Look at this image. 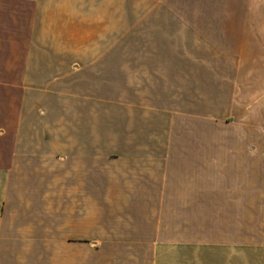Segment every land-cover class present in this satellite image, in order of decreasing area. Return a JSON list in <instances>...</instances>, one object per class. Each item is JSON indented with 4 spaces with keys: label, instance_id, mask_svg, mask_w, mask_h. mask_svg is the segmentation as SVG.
<instances>
[{
    "label": "crops",
    "instance_id": "1",
    "mask_svg": "<svg viewBox=\"0 0 264 264\" xmlns=\"http://www.w3.org/2000/svg\"><path fill=\"white\" fill-rule=\"evenodd\" d=\"M147 8V47L117 59L115 112L75 100L48 127L7 116L0 264H264V0ZM206 173L207 204L224 174L228 204L260 213H199Z\"/></svg>",
    "mask_w": 264,
    "mask_h": 264
},
{
    "label": "rangeland",
    "instance_id": "2",
    "mask_svg": "<svg viewBox=\"0 0 264 264\" xmlns=\"http://www.w3.org/2000/svg\"><path fill=\"white\" fill-rule=\"evenodd\" d=\"M7 1L12 7H0V133L5 131L8 115L20 125L24 114L29 117L24 124L36 125L38 121L30 117L39 113L43 124L51 126L56 113L51 107H60L64 113L63 107L75 100L107 105L115 112L117 59L142 52L143 44L147 47L145 28L152 21L148 0ZM88 55L93 61H85ZM31 64L39 65V76H8L20 75ZM206 118L205 165L211 167L212 128L211 119ZM113 121L109 119V126ZM205 176L206 205L198 207L199 213L202 208L205 215L260 213L259 205H244V199L228 204V175L224 174L220 204H207L213 198L212 173ZM192 208L196 212V207H189L190 212Z\"/></svg>",
    "mask_w": 264,
    "mask_h": 264
}]
</instances>
